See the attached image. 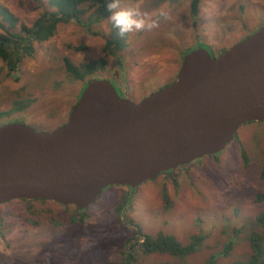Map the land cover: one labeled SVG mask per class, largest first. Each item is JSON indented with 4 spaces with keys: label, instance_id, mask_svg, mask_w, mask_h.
I'll list each match as a JSON object with an SVG mask.
<instances>
[{
    "label": "rangeland",
    "instance_id": "obj_1",
    "mask_svg": "<svg viewBox=\"0 0 264 264\" xmlns=\"http://www.w3.org/2000/svg\"><path fill=\"white\" fill-rule=\"evenodd\" d=\"M154 1L120 0L122 7L139 6L158 20L159 27L128 33L123 37L125 45L114 54L105 52V42L116 37V28L109 14L94 20L91 8L83 18L96 33L76 22L57 24L47 40L32 42L33 53L22 58L18 79L9 75L0 59V112H6L0 115V125L22 121L36 130H51L66 122L88 76L84 80L70 77L65 57L74 63L104 57L106 63L96 73L138 102L172 82L183 56L192 49L202 47L218 56L264 24V0H199L195 22L190 0ZM45 8L52 9L47 0H0V32L29 26ZM162 11L166 16L160 15ZM80 43L85 48L75 50L73 45ZM18 104L24 105L17 109ZM263 166L264 120L249 121L216 154L161 172L136 189L127 185L103 188L88 206L83 223L72 220L78 212L73 206L48 199L10 200L0 206V264L176 260L139 250L142 242H130L136 239V225L152 236L158 231L172 234L183 245L193 242L192 235L206 234V239H195L199 249L182 264H204L211 251L221 250L236 237L230 254L218 263L244 261L250 251L245 240L248 232L263 231L252 224L264 210V201L256 200L264 192ZM124 201L123 211L117 206ZM130 252L136 257L133 263Z\"/></svg>",
    "mask_w": 264,
    "mask_h": 264
},
{
    "label": "water",
    "instance_id": "obj_2",
    "mask_svg": "<svg viewBox=\"0 0 264 264\" xmlns=\"http://www.w3.org/2000/svg\"><path fill=\"white\" fill-rule=\"evenodd\" d=\"M264 120V24L218 56L186 53L175 79L138 102L107 77L86 83L68 119L51 130L0 125V206L48 199L78 209L109 185L223 150L246 122Z\"/></svg>",
    "mask_w": 264,
    "mask_h": 264
},
{
    "label": "trees",
    "instance_id": "obj_3",
    "mask_svg": "<svg viewBox=\"0 0 264 264\" xmlns=\"http://www.w3.org/2000/svg\"><path fill=\"white\" fill-rule=\"evenodd\" d=\"M158 1L159 0H155L154 4H157ZM47 2L48 5L52 7V9L45 8L42 13L29 26L21 24L18 31H11L7 28H4V32H0V59L5 63L9 75L13 78L18 79L16 72L19 69V65L22 58L24 56H30L33 53L32 42L47 40L55 33L57 24L63 22H76L84 26L88 32L96 33L95 31L90 29L89 21L83 18L85 17V12L93 8L92 12L90 13V16L94 17V20H98L99 16H106L109 14L106 10L107 0H47ZM198 3L199 0H190V13L194 17V22L196 21ZM113 32L117 34V29H114ZM124 45L125 42L123 38L117 34L116 37L106 40L105 52H107L108 54H114L116 49H121ZM73 48L75 50H82L85 48V43L73 45ZM105 63L106 60L104 59V57H100L99 59H87L78 63H74L66 57L64 58V68L66 72L70 75V77H72L73 79L84 80L85 77L88 76L86 82L82 86V89L88 81L95 78H101V76L96 73V70L99 68H103ZM115 88L121 95L122 93L118 90L117 86H115ZM123 95L125 94L123 93L121 96ZM23 105L24 104H18L14 107L20 109ZM4 113L6 112L1 111L0 115ZM18 119H21V117H18ZM171 170L172 169L165 172L169 173ZM262 175L264 176V166ZM132 189H136V187ZM256 198L257 201H264V192L258 193L256 195ZM23 200L31 201L35 199ZM37 200L45 201L47 199ZM126 201L122 202L117 207L121 209ZM63 206H73V208L78 212L75 213V216L72 220L78 223L84 222L87 216L86 211L88 207L78 209L74 205ZM124 207L122 208L123 211ZM120 222L123 224V219H120ZM252 224H255L256 226L260 227L261 229H263V231L260 232L252 230L250 231V233L248 232V235L246 236L245 240L249 245L250 251L245 255L246 258L244 259V261H241L240 259L228 264H264V210H262L261 213L256 215ZM244 227L245 226L234 228L233 232L236 229L243 230ZM134 229L136 239H130V242L134 243L135 245H138L140 242H142L139 244V250H141L143 253H146L148 255L166 254L168 256H174L176 258L175 261L162 260L159 262H153L152 264H177V260H180V264H182L183 260L188 255L196 252L199 249V247H197V245L195 244V239H197L198 241H201L204 238L206 239V234L205 236L204 234L192 235L190 238L193 239V242H189L188 244L183 245L175 238L174 235L169 233H163L161 231H158L155 235L152 236L150 234L144 233L139 225H136ZM236 238L229 239L228 242L224 244L221 250L216 252L211 251L207 258L203 260L204 264H221L218 263L219 258L226 257L230 254L231 250L234 247ZM129 247L131 248V245H129ZM124 248L126 253L129 252L126 249V246L123 247V249ZM129 258L132 259L131 263L136 260V257H134L131 252L129 254ZM123 264L129 263L123 262Z\"/></svg>",
    "mask_w": 264,
    "mask_h": 264
},
{
    "label": "clouds",
    "instance_id": "obj_4",
    "mask_svg": "<svg viewBox=\"0 0 264 264\" xmlns=\"http://www.w3.org/2000/svg\"><path fill=\"white\" fill-rule=\"evenodd\" d=\"M106 10L113 27L122 38L128 33L151 31L159 27L158 20L151 19L139 6L122 7L120 0H107ZM160 15L166 16V13L162 11Z\"/></svg>",
    "mask_w": 264,
    "mask_h": 264
},
{
    "label": "flooded vegetation",
    "instance_id": "obj_5",
    "mask_svg": "<svg viewBox=\"0 0 264 264\" xmlns=\"http://www.w3.org/2000/svg\"><path fill=\"white\" fill-rule=\"evenodd\" d=\"M122 95V94H121ZM122 97H125V95H123Z\"/></svg>",
    "mask_w": 264,
    "mask_h": 264
}]
</instances>
